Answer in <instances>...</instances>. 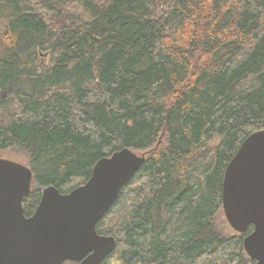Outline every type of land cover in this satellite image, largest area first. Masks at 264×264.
I'll list each match as a JSON object with an SVG mask.
<instances>
[{
    "label": "trees",
    "instance_id": "obj_1",
    "mask_svg": "<svg viewBox=\"0 0 264 264\" xmlns=\"http://www.w3.org/2000/svg\"><path fill=\"white\" fill-rule=\"evenodd\" d=\"M0 44V153L33 171L27 216L127 147L145 160L97 223L116 240L100 264L255 262L254 226L216 218L264 130V0H0Z\"/></svg>",
    "mask_w": 264,
    "mask_h": 264
},
{
    "label": "water",
    "instance_id": "obj_2",
    "mask_svg": "<svg viewBox=\"0 0 264 264\" xmlns=\"http://www.w3.org/2000/svg\"><path fill=\"white\" fill-rule=\"evenodd\" d=\"M144 160V154L127 147L103 157L89 179L70 192L43 188L38 206L27 216L24 201L32 191L33 171L0 157V264H100L116 240L99 234L97 223ZM222 205L235 230L254 226L243 246L255 260L250 264H264V130L249 135L228 163Z\"/></svg>",
    "mask_w": 264,
    "mask_h": 264
},
{
    "label": "rangeland",
    "instance_id": "obj_3",
    "mask_svg": "<svg viewBox=\"0 0 264 264\" xmlns=\"http://www.w3.org/2000/svg\"><path fill=\"white\" fill-rule=\"evenodd\" d=\"M0 46H1V44H0ZM0 157L10 158V159H14V160H17L19 162L25 163V159L22 158V157H24V155H22L21 153H18L17 151H13L12 149L1 152ZM34 188H36V185H35L34 181H32V189H34ZM216 222L218 223V226L222 229V231L225 234L229 235V234L235 233L233 228L229 225L228 220L225 216V213L222 210L219 212V214L216 218Z\"/></svg>",
    "mask_w": 264,
    "mask_h": 264
}]
</instances>
